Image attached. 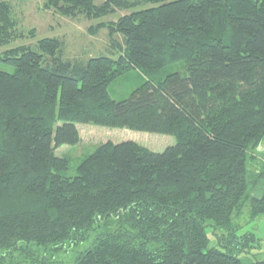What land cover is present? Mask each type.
I'll list each match as a JSON object with an SVG mask.
<instances>
[{
    "label": "trees",
    "instance_id": "1",
    "mask_svg": "<svg viewBox=\"0 0 264 264\" xmlns=\"http://www.w3.org/2000/svg\"><path fill=\"white\" fill-rule=\"evenodd\" d=\"M44 7L99 20L90 30H108L112 53L71 60L63 40L25 33L0 0V264H47L92 236L75 264H264L240 258L258 239L234 223L247 206L264 215V154L251 153L264 143V0ZM27 35L35 43L11 46ZM132 70L143 83L115 100L110 86ZM80 124L176 144L107 141L68 177L57 149L80 143ZM210 222L229 232L224 250L209 247Z\"/></svg>",
    "mask_w": 264,
    "mask_h": 264
},
{
    "label": "rangeland",
    "instance_id": "2",
    "mask_svg": "<svg viewBox=\"0 0 264 264\" xmlns=\"http://www.w3.org/2000/svg\"><path fill=\"white\" fill-rule=\"evenodd\" d=\"M11 3L14 16L20 22V29L27 33L30 29H36V38L59 37L64 41L65 56L71 60H86L91 56L100 54H111L112 44L107 29L99 31L97 34L91 32V27L95 26L99 20H92L85 15L76 17H67L56 10L44 7L46 0H1ZM105 0H96L97 4H101ZM127 11L119 10L116 14L107 16L102 20L115 21ZM117 40L121 41L122 36L116 35ZM35 43V38L27 35L24 39L11 44V46L19 44ZM10 47V46H9ZM7 48V47H6ZM0 47V51L6 49ZM175 69H183L182 65H176ZM142 73L138 70H132L118 79L117 82L110 86V94L115 100H123L129 98L131 93L143 83ZM81 134V141L75 146L64 145L57 149V154L66 156L70 160V170L66 173L68 177L77 175V167L82 160L91 154L100 144L107 141L115 143L134 140L140 145L156 152H163L167 147L176 144V139L170 135L135 131L131 129H118L93 124L78 125ZM252 154L258 155L262 159L264 154V143L260 147L251 151ZM260 162H253L249 168L253 171L258 170ZM234 223L238 225L236 234L239 237L253 233L257 241L251 242V251L242 252L240 258L244 263L264 260V215L256 219H251L249 207H245L242 214L234 219ZM210 238L209 247L225 249L226 238L230 237L227 230L220 227L215 228L212 222L207 227ZM224 236V237H223ZM94 236L85 244H80L67 251L55 254V259L50 260L47 264H75L79 254L85 251L92 243ZM242 239V238H240ZM243 240V239H242ZM52 255V252H50ZM17 259V258H16ZM20 259L22 262L15 264H42L34 262L32 259ZM9 264V260L7 261Z\"/></svg>",
    "mask_w": 264,
    "mask_h": 264
}]
</instances>
